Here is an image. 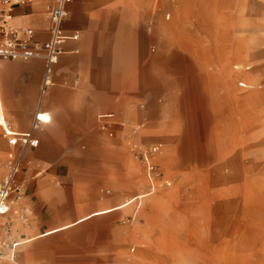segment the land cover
Wrapping results in <instances>:
<instances>
[{"label": "rangeland", "instance_id": "obj_1", "mask_svg": "<svg viewBox=\"0 0 264 264\" xmlns=\"http://www.w3.org/2000/svg\"><path fill=\"white\" fill-rule=\"evenodd\" d=\"M50 1L35 4L44 11ZM99 3L94 28L102 40L89 58L100 74L88 75L86 83L99 87L102 99L113 94L114 104L102 102L89 124L71 125L79 138L53 140L55 154L42 153L48 144L43 139L36 148L15 149L25 161L20 177L32 170V157L38 162L33 179L49 177L37 172L45 161L61 169L68 192L60 198L77 217L111 205L116 209L51 236L39 226L32 244L19 245L14 259L264 264V0H138L124 13L113 0ZM134 13L142 20L121 21ZM111 109L125 123L113 138L99 130L96 119ZM6 127L0 122V181L14 150L3 135ZM151 144L160 145L154 186L138 149ZM108 149L114 153L102 152ZM125 156L128 171L119 168ZM90 191L99 195L87 196ZM30 208L23 194L14 204V210L28 213L26 225L35 216L34 203ZM119 230H128L126 240H116ZM10 233L0 239L19 238Z\"/></svg>", "mask_w": 264, "mask_h": 264}, {"label": "crops", "instance_id": "obj_2", "mask_svg": "<svg viewBox=\"0 0 264 264\" xmlns=\"http://www.w3.org/2000/svg\"><path fill=\"white\" fill-rule=\"evenodd\" d=\"M99 1L101 0H95V4H89L86 3L85 0H73L67 5L68 14L63 24L64 29L69 34L78 33L79 36L78 39H69L62 45V54L58 62L53 66L51 74L52 84L49 85L44 92L42 91L44 88L43 80L46 70L44 59L0 58V96L4 110L3 117L5 119L7 118L6 129L8 131L4 132V137H6L5 133H8L9 136L15 133L18 135L29 134L31 139L38 140V144H27L26 146L36 148L39 146L40 140L43 139L48 141V144L42 149V153L55 154L56 146L53 140L79 138V135L73 136L76 132L71 130V128H73L71 125L89 124L91 113L102 106V102L106 106H112L114 104L113 94L111 95L108 93V95L104 96L102 99L99 93V87H95L94 85L91 86L86 83V77L88 75H93L95 72L100 74V71H95L93 69L91 59L89 58L92 51L100 49V40H102L97 39L94 28V24L96 23L95 16L100 12L102 7ZM35 2L36 0L29 5H17L13 7L8 14V19L16 27L33 28L36 32L37 39L45 41L51 36L50 15L46 10H42L41 5H37ZM35 6H40L37 8L38 10L36 12ZM112 6L123 13L130 12L133 6H138V0H113ZM16 11L18 12L15 13ZM135 13L133 16L130 14L127 18L125 15V18L122 17L121 21L135 23L142 20V15L140 14L138 16ZM118 51L119 49L116 50V53ZM102 58L104 60L107 59L106 57H101L99 60ZM118 68L116 65L113 66L114 74H118ZM98 69L100 70V68ZM78 84H80L79 87H74ZM116 109L100 111L96 115L97 126L99 130H101L99 127V115L106 113L115 114L117 124L113 127L115 132L114 136L120 131L119 126L125 124L119 120ZM130 110L131 108L128 107L125 110L126 114H128ZM40 113L43 114V119L39 121V125H37V115ZM122 133L123 136L127 134L124 131H122ZM106 135L109 138L114 137L109 136L107 133ZM26 146L18 144L17 146H13L14 150L12 151L20 153V151L15 148H24ZM102 152L108 154L114 153L109 149L103 150ZM28 162V166L32 163V170L28 169L24 177H20L24 169V167H22L19 174V181L21 182L23 196L29 198L31 212L32 204L34 203L35 216L28 228L19 224V245L22 247L32 244V236L35 234L33 233V229L39 226L40 228H44V233L51 236L76 227L95 216L115 211V206L111 205L92 210L77 217L75 212L68 208L70 202L67 201L64 203L62 202V197L60 198L62 192H68V185L64 182L65 179L62 178L63 174L60 171L61 169L58 170L57 167L45 161L43 167L37 172L41 174L46 173L49 177L36 180L33 178L38 176L36 174L32 176V171L37 167L38 162H34L33 157L32 160L30 159ZM122 163L123 165L121 164L119 168L126 171L130 170L131 162L127 156L122 160ZM104 167V170L107 169L109 172L114 170V168L108 169V166ZM43 187H45L44 190H42ZM39 189L42 190L40 191L42 196L37 195ZM55 193L58 194V197L54 195ZM78 193L79 192L75 190L76 196H78ZM96 195H99L96 191H90L87 196ZM127 208H132V205L127 206ZM3 222L4 219H0V237L5 236ZM21 233H27L28 237H21ZM127 233L128 230H119L116 240H126ZM25 255L28 261L32 253L28 252ZM3 264L24 263L20 260L13 259Z\"/></svg>", "mask_w": 264, "mask_h": 264}, {"label": "built area", "instance_id": "obj_3", "mask_svg": "<svg viewBox=\"0 0 264 264\" xmlns=\"http://www.w3.org/2000/svg\"><path fill=\"white\" fill-rule=\"evenodd\" d=\"M35 0H0V58L4 59H34L41 58L45 60L46 70L43 80V92L52 84L51 74L53 66L58 62L60 55L62 54V45L67 40L78 39V33L69 34L64 29V21L67 17V5L73 0H51L46 3L45 9L50 15L51 19V36L45 41H40L36 37V32L30 27H16L9 19L8 14L17 5H29ZM37 119L41 120L40 114L37 115ZM117 122L115 120L114 113H106L99 115V127L102 131L106 132L109 136L113 137L114 125ZM142 127L141 124L135 125L132 129L133 134H137ZM9 137V144L17 146L21 144L26 146L27 144L37 145L38 140L31 139L30 135H18L17 133L12 135H6ZM137 148V144H134V149ZM139 155L145 161L147 175L150 178L152 186H154V180H158L160 172L158 171V165L154 161V156L160 149L159 144H151L144 148H138ZM23 154L10 151L6 160V173L0 182V217L6 216V230L11 232L13 223V216L17 215L18 218L24 222L29 221L28 213L22 209V211L14 210V204L22 197L21 182L19 181V174L23 167ZM153 181V182H152ZM19 246L17 240L0 239V259H13L16 256V250Z\"/></svg>", "mask_w": 264, "mask_h": 264}, {"label": "bare ground", "instance_id": "obj_4", "mask_svg": "<svg viewBox=\"0 0 264 264\" xmlns=\"http://www.w3.org/2000/svg\"><path fill=\"white\" fill-rule=\"evenodd\" d=\"M3 113H4V110H3V104H2V99H1V96H0V122H5L6 126H7V123L5 121V118L3 117ZM40 117H41V120L43 119V114L40 113ZM38 120V119H37ZM41 120H38L37 122V125H39V121ZM6 135H9L8 133H5V136ZM22 198V197H21ZM18 202V201H17ZM16 202V203H17ZM5 218V221L3 222V229H4V233H5V236L8 235V233L10 232H7L6 230V227H5V224L7 222V217L6 216H2L0 217V219H4ZM19 220V221H18ZM19 224H22L23 226L25 227H29L30 226V223L29 224H25V222L23 220H21L20 218L18 217H13V223H12V227H11V233L10 234H14L16 235L17 237H19V232H20V228H19ZM17 241L19 242V238L17 239ZM16 257V256H15ZM14 257V258H15ZM13 258V259H14ZM13 259H9V260H13ZM2 261H8V260H2Z\"/></svg>", "mask_w": 264, "mask_h": 264}]
</instances>
